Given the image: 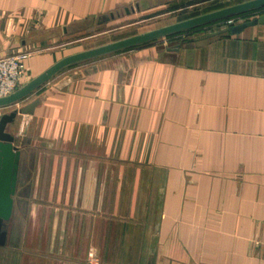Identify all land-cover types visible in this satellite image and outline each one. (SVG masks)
<instances>
[{
	"label": "crops",
	"instance_id": "1",
	"mask_svg": "<svg viewBox=\"0 0 264 264\" xmlns=\"http://www.w3.org/2000/svg\"><path fill=\"white\" fill-rule=\"evenodd\" d=\"M182 1L0 0V58L25 55L22 87L90 49L81 23ZM223 30L69 65L2 110L38 101L5 128L0 264H264V24Z\"/></svg>",
	"mask_w": 264,
	"mask_h": 264
},
{
	"label": "water",
	"instance_id": "2",
	"mask_svg": "<svg viewBox=\"0 0 264 264\" xmlns=\"http://www.w3.org/2000/svg\"><path fill=\"white\" fill-rule=\"evenodd\" d=\"M264 9V0H249L217 11H212L203 15L195 16L159 29L148 31L139 35L130 36L105 45L90 48L74 55L65 57L43 73L28 81L7 96L0 97V108L7 107L24 98L32 90L50 79L61 69L79 62L100 57L109 53L117 52L126 48L140 45L154 38L167 34L192 28L197 25L208 23L221 18H229L234 15L243 14L246 11ZM256 24H264V12L251 19L229 25L223 31L230 34H237L244 28ZM176 49V47L174 48ZM38 101H32L19 110L14 109L9 113L0 116V246L5 244L6 231L3 229L4 223L9 219L12 210V195L16 184L17 166L19 160V150L13 145L14 137L5 131L6 125L11 123L17 113H30Z\"/></svg>",
	"mask_w": 264,
	"mask_h": 264
},
{
	"label": "rangeland",
	"instance_id": "3",
	"mask_svg": "<svg viewBox=\"0 0 264 264\" xmlns=\"http://www.w3.org/2000/svg\"><path fill=\"white\" fill-rule=\"evenodd\" d=\"M246 1L248 0H186L180 2V4L171 5L166 8L161 7L145 11L136 16H127L121 11V17L113 20L103 16L81 23L74 31V35L71 39L79 42L82 47L94 48ZM259 11H262V9L246 11L244 13L250 14ZM240 15L242 14L234 15L229 18H221L192 28L173 32L142 44L153 43L159 46H168L170 43L189 44L190 41L204 34L225 29L229 26L226 24L227 19L232 18L235 20L240 17ZM3 108L5 109V107Z\"/></svg>",
	"mask_w": 264,
	"mask_h": 264
},
{
	"label": "built area",
	"instance_id": "4",
	"mask_svg": "<svg viewBox=\"0 0 264 264\" xmlns=\"http://www.w3.org/2000/svg\"><path fill=\"white\" fill-rule=\"evenodd\" d=\"M234 23L235 20L232 18L226 20L227 25ZM24 57V54H18L0 58V97L7 96L18 89L22 85V82L29 77L28 70L23 65ZM3 109L0 108V116ZM89 256L90 260L88 264H96L93 255L89 254Z\"/></svg>",
	"mask_w": 264,
	"mask_h": 264
}]
</instances>
